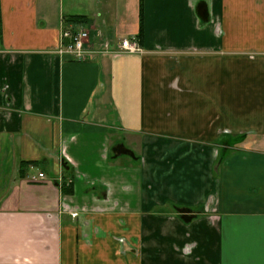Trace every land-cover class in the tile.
<instances>
[{"label":"crops","instance_id":"0c3cea01","mask_svg":"<svg viewBox=\"0 0 264 264\" xmlns=\"http://www.w3.org/2000/svg\"><path fill=\"white\" fill-rule=\"evenodd\" d=\"M0 264H264V0H0Z\"/></svg>","mask_w":264,"mask_h":264},{"label":"built area","instance_id":"2783aa9c","mask_svg":"<svg viewBox=\"0 0 264 264\" xmlns=\"http://www.w3.org/2000/svg\"><path fill=\"white\" fill-rule=\"evenodd\" d=\"M89 34L84 28H78L76 31L64 29L60 35V45L56 50L59 56H69L74 60H84L92 53L89 50ZM121 51L123 54H140L142 52L137 39H123L120 42ZM98 53H109L107 50H102ZM39 179H43L44 175L39 174Z\"/></svg>","mask_w":264,"mask_h":264},{"label":"trees","instance_id":"16d2710c","mask_svg":"<svg viewBox=\"0 0 264 264\" xmlns=\"http://www.w3.org/2000/svg\"><path fill=\"white\" fill-rule=\"evenodd\" d=\"M70 186H71V184H70V183H68V184H67V183H65V182L63 183V188H64V190H65L66 192H68V191H69V189H68V188H69Z\"/></svg>","mask_w":264,"mask_h":264},{"label":"rangeland","instance_id":"374dc122","mask_svg":"<svg viewBox=\"0 0 264 264\" xmlns=\"http://www.w3.org/2000/svg\"><path fill=\"white\" fill-rule=\"evenodd\" d=\"M84 28V27H83ZM85 29V28H84ZM87 32H88V34H89V30L88 29H85Z\"/></svg>","mask_w":264,"mask_h":264}]
</instances>
